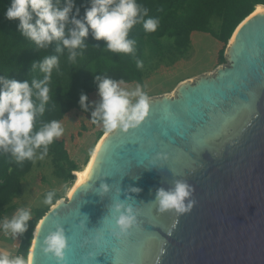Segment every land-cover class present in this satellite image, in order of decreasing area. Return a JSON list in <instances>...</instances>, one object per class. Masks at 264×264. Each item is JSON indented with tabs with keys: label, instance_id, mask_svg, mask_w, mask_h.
Masks as SVG:
<instances>
[{
	"label": "water",
	"instance_id": "water-1",
	"mask_svg": "<svg viewBox=\"0 0 264 264\" xmlns=\"http://www.w3.org/2000/svg\"><path fill=\"white\" fill-rule=\"evenodd\" d=\"M224 58L172 96L148 98L136 127L101 140L85 181L35 227L30 264H57L40 250L56 224L67 239L60 264H264V12L239 24ZM176 180L193 187L195 203L160 212L156 190ZM117 200L137 213L121 239L108 212Z\"/></svg>",
	"mask_w": 264,
	"mask_h": 264
},
{
	"label": "clouds",
	"instance_id": "clouds-1",
	"mask_svg": "<svg viewBox=\"0 0 264 264\" xmlns=\"http://www.w3.org/2000/svg\"><path fill=\"white\" fill-rule=\"evenodd\" d=\"M87 4L82 17L75 0H11L4 13L7 20L19 21L18 31L33 42L36 49L47 50L56 42L58 54L46 55L31 63V70H38L42 78L18 81L0 75V155L9 156L17 165L26 160L33 163L44 160L49 146L64 134L59 120L42 119L52 99L50 83L53 71L60 72L61 55L66 53L68 63L75 64L77 58L83 56L88 46L85 40L91 34L94 40L105 42L102 49L135 56L137 41L130 38L131 30L142 25L145 33H153L160 25L159 18L149 17V9L138 4L137 0H87ZM143 67V61L136 59V68ZM93 82L98 100L89 102L87 95L81 92L78 103L83 112L92 109L90 122L101 125L106 135L117 129L127 131L134 128L145 117L149 100L141 84L129 89L124 79L116 80L102 74L94 75ZM53 104L57 106L54 101ZM85 175H81L78 184L84 181ZM109 191V185L101 182L96 194L103 198ZM128 191L138 193L140 189L131 187ZM193 192V187L186 181L176 180L169 189L158 188L154 202L160 212L171 210L178 215L184 214L195 203ZM56 195L55 191L47 192L43 204L51 205ZM108 212L114 219L116 230L111 235L116 239L127 237L130 229L137 226L136 209L131 204L117 200L109 206ZM31 218V210L20 207L11 218L0 220V231L16 238L27 230ZM66 247L65 231L59 224L40 243L41 252L54 257L57 264L63 261ZM30 259V254L13 256L0 252V264H30Z\"/></svg>",
	"mask_w": 264,
	"mask_h": 264
},
{
	"label": "trees",
	"instance_id": "trees-1",
	"mask_svg": "<svg viewBox=\"0 0 264 264\" xmlns=\"http://www.w3.org/2000/svg\"><path fill=\"white\" fill-rule=\"evenodd\" d=\"M10 2L11 0H0V75L18 81L42 78L38 70H31V63L42 60L46 55H58L56 42L47 50L36 49L35 44L18 31L19 21L5 18L4 13ZM137 3L149 9V17H158L160 25L153 33H145L142 25H136L131 30L130 38L137 41L135 56L108 52L102 49L105 46L103 40L96 41L89 34L85 40L88 46L75 64L68 63L66 53L59 57L60 72L53 71L50 83L52 99L42 119L62 122L71 112L78 113V117L87 118L88 121H83L88 125H81L80 132L76 131L71 139L87 133V128L96 130L92 146L95 147L105 134L101 125L90 122L92 109L83 112L78 103L81 92L87 95L89 102L98 100L94 75H107L116 80L124 79L126 85L139 83L143 86L146 73L166 68L189 52L195 33L210 35L218 43L216 67L224 65V52L235 29L254 12L256 6H264V0H137ZM75 5L80 8L82 17L88 6L87 0H75ZM136 59L143 61V69L136 68ZM89 155L80 167L71 160L64 141L56 140L49 146L46 157L52 159L54 176L71 185L74 180L72 173L80 172L86 166ZM32 165L33 162L27 160L22 165H17L9 156L0 155V220L10 218L15 213L13 201L20 196L22 180ZM56 194L51 205L44 204L43 208L31 210L32 218L27 230L21 235L16 255L28 254L38 222L62 199V195Z\"/></svg>",
	"mask_w": 264,
	"mask_h": 264
},
{
	"label": "rangeland",
	"instance_id": "rangeland-1",
	"mask_svg": "<svg viewBox=\"0 0 264 264\" xmlns=\"http://www.w3.org/2000/svg\"><path fill=\"white\" fill-rule=\"evenodd\" d=\"M217 51L218 43L210 35L195 33L192 36L189 52L185 56L179 58L172 65H167L166 68L162 67L153 73H146L143 90L148 98L171 95L181 82L211 74L217 68ZM135 86L134 83L126 85L129 89L135 88ZM78 115L76 112L66 115L61 122L64 134L58 140L64 141L71 160L81 167L89 153L92 154L96 130L87 128V133L71 139L76 131L80 130L81 125H88L85 122L88 119L82 116L78 117ZM51 163V157H45L44 160H37L33 163L29 173L22 180L20 196L13 201L16 210L20 207L30 210L43 208V199L49 191H55L62 195V199L59 201L68 199L66 194L72 183L71 185L66 184L57 179L54 176Z\"/></svg>",
	"mask_w": 264,
	"mask_h": 264
},
{
	"label": "bare ground",
	"instance_id": "bare-ground-1",
	"mask_svg": "<svg viewBox=\"0 0 264 264\" xmlns=\"http://www.w3.org/2000/svg\"><path fill=\"white\" fill-rule=\"evenodd\" d=\"M262 12H264V6H256L255 11L252 13V15H253V14H259V13H262ZM230 42H231V41H230ZM113 55H114V54H113ZM108 57H109V55H108ZM110 57H111V56H110ZM104 59H105V58H104ZM193 80H195V79H190V80H188V81H189V82H192ZM173 94H174V92H173L170 96H172ZM107 135H108V134H107ZM105 136H106V134H104L103 137H102V138L97 142V144L95 145V147H94V149H93V151H92V154H91V156H90V158H89V160H88L86 166H85L80 172H74V173H73L74 182L72 183V185L70 186L69 190L67 191V194H66V195H67V198H70L69 195H70L71 191L74 189V187H76L77 185H80V184H81V183H80V184L77 183V181L81 179V175L86 174V175H85V179H86V176H87V174H88L89 167H90V164H91V160H92V158H93V156H94V154H95V151L97 150V148H98V146H99L101 140H102ZM85 179H84V181H85ZM84 181H83V182H84ZM83 182H82V183H83ZM36 228H37V226H36ZM36 228H35L33 234L36 232Z\"/></svg>",
	"mask_w": 264,
	"mask_h": 264
},
{
	"label": "crops",
	"instance_id": "crops-1",
	"mask_svg": "<svg viewBox=\"0 0 264 264\" xmlns=\"http://www.w3.org/2000/svg\"><path fill=\"white\" fill-rule=\"evenodd\" d=\"M185 81H188V79ZM18 247H19L18 242H16L13 238L9 236H5L3 232L0 231V252H7L10 255L15 256Z\"/></svg>",
	"mask_w": 264,
	"mask_h": 264
},
{
	"label": "built area",
	"instance_id": "built-area-1",
	"mask_svg": "<svg viewBox=\"0 0 264 264\" xmlns=\"http://www.w3.org/2000/svg\"><path fill=\"white\" fill-rule=\"evenodd\" d=\"M20 238H21V235H17L16 238H13L16 242L20 243Z\"/></svg>",
	"mask_w": 264,
	"mask_h": 264
}]
</instances>
